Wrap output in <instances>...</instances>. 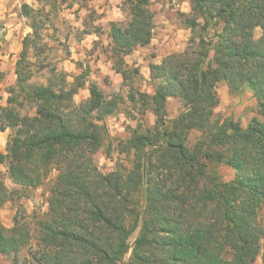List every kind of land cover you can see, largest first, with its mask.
Masks as SVG:
<instances>
[{
  "label": "trees",
  "instance_id": "16d2710c",
  "mask_svg": "<svg viewBox=\"0 0 264 264\" xmlns=\"http://www.w3.org/2000/svg\"><path fill=\"white\" fill-rule=\"evenodd\" d=\"M66 1L21 7L32 32L0 104V131L10 130L0 163L21 188L56 175L45 212L16 215L9 228L0 217V254L16 257L30 244L33 264H256L259 255L264 264V0H189L181 22L191 35L184 50L151 63L153 93L134 85L140 71L125 58L151 42L155 12L151 0H123L127 19L109 23L105 52L127 97L91 81L79 103L80 75L69 81L65 70L27 59ZM92 28L83 23V33L101 34ZM220 83L232 95L252 93L256 114L246 126L216 113ZM169 97L184 107L174 118ZM124 100L138 117L119 152L133 159L104 173L95 155L109 138L106 118ZM219 164L233 178L224 180ZM12 192L0 183V210Z\"/></svg>",
  "mask_w": 264,
  "mask_h": 264
},
{
  "label": "rangeland",
  "instance_id": "374dc122",
  "mask_svg": "<svg viewBox=\"0 0 264 264\" xmlns=\"http://www.w3.org/2000/svg\"><path fill=\"white\" fill-rule=\"evenodd\" d=\"M122 2L123 0H67L57 14L52 13L50 20L46 21V24L44 22L43 29H41L42 37L35 41L36 44L30 43L27 59L37 61L38 65L48 64L65 70L69 75V81H72L76 75H80L84 81H97L108 95L120 93L126 99L128 87L122 85L121 76L116 77V75L107 72L112 62L105 52L107 44L105 34L109 29V23L112 20L125 21L127 19ZM69 3H72L73 7H69ZM151 8L154 10L157 19L155 35L156 33L160 35L158 37L159 42L155 43L150 50L142 52L145 53L143 62L139 61L142 54L136 55L134 51L125 58L130 66L139 67L140 75L133 78L132 82L137 88L146 91L152 90V86H154V82L147 78L149 75L148 66L153 61L152 58L155 56V59H162L168 54V51L179 52L184 50L191 35L189 29H179L182 26L183 16L181 13L190 11L189 0H151ZM26 23L29 24L30 20L26 19ZM83 23H86L90 29L95 26L99 27L101 34L97 40L93 38L90 41L94 35L83 33ZM5 33L4 29L0 31V49L3 47V35ZM260 35L261 28L257 27L255 37L258 38ZM82 38H85V41L79 43ZM164 39L165 42H162L161 40ZM34 73L36 80L43 79L44 72H39L37 66ZM7 78L0 74L1 81L5 82ZM7 88L8 86L4 89L0 88V102L1 97L5 95L4 90ZM84 88L79 90L78 101L84 100L88 95ZM228 94L230 102L225 105L226 111L215 110L217 114L221 116L233 115L235 118L238 116L243 121H249L256 114L253 110L254 104H252L255 98L252 100L247 91L237 95ZM176 107L175 100H170L168 104L170 116L175 113ZM133 108L129 101L124 100L120 103L117 112L106 118L109 138L95 155L99 169L104 173L113 171L120 165L131 166L133 157L128 152H119V142L127 139L130 136V128L136 125L138 116ZM230 112L231 114H229ZM147 118L150 124L154 123L155 116L151 112L147 114ZM9 133L10 130L8 136ZM198 134L197 132L192 133L191 140H195ZM4 166L5 171L0 172V183H3L9 191H17V193H11L13 198L8 200L0 210L2 223L9 228L13 226L16 215L25 216L35 212L40 214L47 210L49 189L54 182L56 172L53 171L39 187L21 188L12 183L7 174V167L5 164ZM217 168L224 180L233 178V170L226 165L219 164ZM261 216L264 222V208L261 211ZM136 234L137 232L132 236V240ZM34 248V245H26L19 251L18 255L16 254V257L14 254H0V263L33 264L31 251ZM128 256L129 254L126 258ZM256 264H263L261 255L257 257Z\"/></svg>",
  "mask_w": 264,
  "mask_h": 264
},
{
  "label": "crops",
  "instance_id": "0c3cea01",
  "mask_svg": "<svg viewBox=\"0 0 264 264\" xmlns=\"http://www.w3.org/2000/svg\"><path fill=\"white\" fill-rule=\"evenodd\" d=\"M23 4H28V5L32 6L33 8H36L39 5L38 0H0V29H1L0 31H2L3 29L6 31V33L3 35L4 39H3V43H2L4 48L2 47V49H0V74L3 77H8L5 82L0 80V88H3V89L6 88L7 86L9 87V86L15 84V81L17 78L16 73H15V68H16V62L18 60L20 51L22 49V40L24 39V37L26 35H28L29 33L32 32V28L30 27V25L28 23H26L27 18L21 14V7ZM156 20L157 19L155 18V24L157 23ZM112 21H116V20H112ZM180 28L189 29V28H185L183 25L180 26L179 29ZM155 29L156 28H154V34H153V38H152L151 42L145 47H139V48L134 50V54H136V55L142 54L139 57L140 62L144 61L145 53H142V52L144 50H150L151 47L152 48L154 47L155 43L159 42L158 37H160V35H158V33H156V35H155ZM86 34H93L94 35V37H92V39H90V41H92L93 38L95 40H97L100 36V34H97L95 32L85 33V35ZM88 36H86V37H88ZM105 36H106L107 44H108L107 32H106ZM164 36H165V34H164ZM84 41H85V38H82V40H80L79 43L84 42ZM161 41L165 42V39L161 40ZM89 44H88V46H89ZM171 53H173V52L168 51V54H171ZM162 59H155V56H154L152 58L153 61L151 63H160ZM151 63L148 66L149 67V75L147 76V78H149L150 80H152L151 79V70H150ZM138 69H139V67H138ZM139 71H140V69H139ZM107 72L111 73L112 75L113 74L116 75V77L121 76V78H122V75L120 73L115 72V70L113 69L111 64H110V67H108ZM90 82L91 81H89V82L85 81L84 86L81 87V88L85 87L84 91H86L88 93V95H86L85 99H87L90 95V89H89ZM95 82H97V81H95ZM122 82H123V78H122ZM7 89L4 90L5 95L3 97H1L2 98V100L0 102L1 105L6 104V100H7V97L9 95L7 92ZM141 90L146 91L143 89H141ZM246 91L252 97V93L249 90H246ZM146 92L153 93L154 92V86H152V90H147ZM228 93L229 92H228L227 85L225 83H220L218 86V94L220 97V104L216 108L217 111H219V110L226 111L225 105L228 104V102H230V100H229L230 96ZM78 94H79V91L74 96V99L77 103L82 101V100L78 101V99H77ZM251 99L253 100L254 98L252 97ZM170 100H175V102L177 104L176 110L174 111L175 113L172 116H170V114H169L170 109H168V105H167L169 117L174 118L184 109V107L178 98L169 97L168 98V104H169ZM255 103H256V101L254 99L252 101V104H255ZM179 106H180V108H179ZM229 114H231V112ZM236 118L240 119L238 116H236ZM240 121H241L243 126H246V124L248 122V121H243V120H240ZM8 132H9L8 128L4 131H0V152L6 151ZM2 171H5V166H4V164L0 163V172H2Z\"/></svg>",
  "mask_w": 264,
  "mask_h": 264
}]
</instances>
